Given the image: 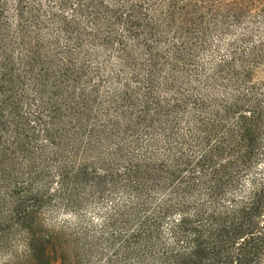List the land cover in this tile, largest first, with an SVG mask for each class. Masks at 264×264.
Masks as SVG:
<instances>
[{"label": "rangeland", "instance_id": "1", "mask_svg": "<svg viewBox=\"0 0 264 264\" xmlns=\"http://www.w3.org/2000/svg\"><path fill=\"white\" fill-rule=\"evenodd\" d=\"M78 2L0 0V264H35L33 256H22L26 241L32 239L30 231L36 235L37 247L45 245L44 260L48 264H155L161 243L166 242V248L174 243L171 226L181 212L172 210L165 223L158 226L156 207L190 174L172 175L157 163L143 165L149 168L136 164L129 167V155L142 153L132 149L145 147L141 143L149 136V123L142 121L145 116L139 120V106L130 110L123 103L120 110H115L114 102L103 105L110 88L104 84L108 79L103 75L112 76L119 70L123 73L122 62L126 60L130 69L137 71L134 81L140 83L156 62L142 66L135 47L138 41H123V52L120 40L124 18L118 15L117 20L95 0L82 2L80 9L76 8ZM72 10H76L75 19ZM172 32L171 37L175 36ZM145 40L149 38L141 37L139 43ZM159 54L162 58L163 52ZM162 63L165 61L159 59L158 64ZM234 68L221 75L232 81L229 88L234 83L239 90L264 87V66L243 74ZM188 72L198 73L194 68ZM132 74L126 77L119 72L116 82L123 85ZM138 85L134 83L133 87ZM245 100L243 108L219 115L220 123H212L213 133H226L230 124L235 125L253 110L249 99ZM243 122L247 124V120ZM16 125H20L18 133ZM92 130L96 137L90 141ZM258 151L264 154V148ZM127 166L129 172L125 171ZM78 168L87 171L86 179H76ZM259 168L263 164H256L254 172ZM59 175L64 176L63 191L57 190ZM230 177L224 176L213 204L234 208L251 195V174L239 183ZM44 184H48L46 188ZM197 185L192 181L188 190L182 188L186 193L182 195L191 201H207L203 187ZM36 191L48 193L50 198L51 193L55 198L47 204L52 212H43L44 225L29 230L27 223H19L17 218L21 211H30L32 200L40 201ZM257 204L261 217L237 235H190L189 248L194 250L199 245L198 254L176 251L175 260L180 259L177 263L264 264V240L254 241L264 236V199ZM110 213L115 217L105 229ZM192 213L189 211L190 220L194 219Z\"/></svg>", "mask_w": 264, "mask_h": 264}, {"label": "trees", "instance_id": "2", "mask_svg": "<svg viewBox=\"0 0 264 264\" xmlns=\"http://www.w3.org/2000/svg\"><path fill=\"white\" fill-rule=\"evenodd\" d=\"M84 1L91 0H79L76 8L80 9ZM95 1L101 9L106 8L114 13L117 20L118 15L121 20L124 18V35L121 36L123 40H120L123 52L126 48L123 41H138L135 47L139 50L142 66L156 62L151 70H146V78L140 83L137 79L134 81L133 75L137 71L130 69L126 60L122 62L123 73L119 70L118 73L113 71L112 76L103 75V78L108 79L104 84L108 83L110 86L106 92L108 98L104 97L103 105L114 102L112 104L116 105L115 110H120L123 103L130 110L139 106V120L145 116L142 121L149 123L146 127L150 131L149 136L141 143H145V147L132 149L133 152L138 150L142 153L138 156L129 155V167L133 168L134 164L144 167L148 163H157L156 165L166 168L167 172H174L175 175L190 174L179 182L178 189L171 190L168 199L161 200L156 207L158 212L155 224L158 226L165 223L172 210H178L181 214L172 222L173 246L166 248V242L163 241L155 253L154 262L178 264L180 259L175 260L174 257L176 251L184 254L192 250V254H198L199 245L194 250L189 248L187 240L190 235H237L250 227L255 218L261 217L258 210L260 208L256 205L264 199V154L258 151L264 148V87L252 88V91L241 89L242 93L236 83L229 88L228 83L232 81L221 75L236 66L239 68H234L233 71L238 69L242 74L247 70H260L264 66V0ZM71 12V17L74 16L75 19L73 14L76 10ZM170 32L175 36L171 37ZM141 37H148L149 40L141 44ZM160 52L165 54H162V58ZM159 59H163L165 63L158 64ZM189 68H194L198 73L191 74L188 72ZM97 69L100 70L99 66ZM119 72L126 77L133 72L130 75L132 78L125 79L127 82L123 85L117 83L116 80L120 79ZM129 81L132 82L131 85ZM134 83H138V87H133ZM122 88L126 89L125 92H121ZM246 98L252 104L253 110L239 118L235 125L230 124L231 129L226 133H213L212 123H220L218 120H221L222 115H219H228L239 107L243 108ZM244 120H247L246 125ZM95 121L100 123L99 118L95 117ZM19 126L16 125V133L20 130ZM88 137L90 141L96 137L94 130L89 132ZM246 151V155H243ZM258 163L259 166L263 164V168L254 172V166ZM128 166L125 167L126 172L130 171ZM84 173L87 171L78 168L74 174L76 179H86L87 174L85 176ZM248 174H251L253 180L251 195L241 205L229 208L219 203L213 204L224 176H231V181L235 179L239 183ZM57 179L60 180L56 185L57 190L63 191L61 180L64 181V176L59 175ZM192 181L203 187L207 201L196 198L191 201L182 195L186 194L182 188L186 187L188 190ZM47 185L44 184L43 187L46 188ZM41 192L36 191L40 201L32 200L28 207L30 211H21L17 218L19 223H27L29 230L37 225L42 226L45 222L42 219L43 212L46 215L52 212L47 204L55 196L49 193L50 198L48 193ZM120 207L122 206H118V209ZM189 211L193 212V220L189 219ZM111 213L106 216L105 229L108 228L109 220L115 217H111ZM30 233L32 239L26 241L22 256H33L35 264H48L44 260L45 245L37 247L34 239L36 235L33 231ZM258 234L263 235V232ZM262 237L254 241L261 243L264 240V236ZM184 244L186 245L183 246ZM174 246L179 249L175 250ZM246 246L245 244V248ZM214 253L213 251V256L217 259Z\"/></svg>", "mask_w": 264, "mask_h": 264}]
</instances>
